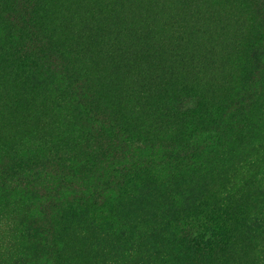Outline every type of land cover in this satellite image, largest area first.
Listing matches in <instances>:
<instances>
[{"label":"trees","instance_id":"1","mask_svg":"<svg viewBox=\"0 0 264 264\" xmlns=\"http://www.w3.org/2000/svg\"><path fill=\"white\" fill-rule=\"evenodd\" d=\"M49 1L61 3L54 17L47 8ZM179 1L163 0L158 12L152 0H0V35H14L6 39V51L0 39V54L7 64L20 58L24 65H33L29 69L39 80L51 72L41 65H51L55 71L54 65L63 73L62 82L45 84L55 88L53 96L40 103L46 120L0 141V224L13 251L11 264H36L48 256L56 264H73L63 232L68 225L97 237L92 246L100 264H143L145 256L134 245L135 238L126 236L119 253L102 261L107 252L101 240L109 235L104 229L111 223L108 217L102 220L96 216L103 205L98 190L113 189L112 210H118L126 200L125 192H134L133 180L154 183L152 170L158 165L156 159H162L159 162L167 172L164 189L173 194L176 187L186 186L189 178H206L202 170L209 166L204 160L214 144L225 140L251 145L243 158H228L220 164L224 169L211 172L219 185L196 200L191 213L179 217V236L191 238L192 224L205 227V234L193 235L197 238L193 243L196 250L209 249L212 257L191 264H264V123L260 120L264 118L258 114L264 100V0H199L187 15L180 10L168 12ZM217 7L218 12L211 14ZM242 13L249 17L242 27L246 42L232 46L238 53L228 61L227 80L216 85L194 79L201 78L199 65H210L207 54L212 45L201 49L199 43L194 44V52L198 51L203 61L189 62L185 50L192 40H187L189 35L203 29L209 35L229 20L237 30ZM207 15L211 17L202 29L199 19H207ZM78 35L84 44L75 42ZM82 49L88 54L83 65ZM243 68L242 82L233 81V75ZM192 69L195 74L190 78ZM137 78L140 80H129ZM138 81L140 102L131 103L130 113L123 112L128 104H102V98L113 101L131 92L129 86ZM240 86L243 91L234 93ZM28 98L23 95L11 100L15 121L23 119L20 109ZM143 114L152 115L151 123L158 128L133 120L134 115ZM30 123L33 121L26 125ZM7 127L9 133L15 131L12 125ZM141 145L151 152L136 159ZM126 150L133 154H125ZM50 166L64 186V201L41 197L35 212L8 195L12 189L34 195L36 172ZM77 171L94 173L103 183L88 191L76 182ZM22 205L25 210L16 208ZM141 221L135 212L127 218L130 224ZM39 223L54 228L51 238L39 235ZM231 232L236 242L251 244L248 257L228 256L225 237Z\"/></svg>","mask_w":264,"mask_h":264},{"label":"rangeland","instance_id":"2","mask_svg":"<svg viewBox=\"0 0 264 264\" xmlns=\"http://www.w3.org/2000/svg\"><path fill=\"white\" fill-rule=\"evenodd\" d=\"M155 10L159 12V4L163 2V0H152ZM199 3V0H189V1H179L173 8H168V12H174L180 10L181 12H185V15L189 14L194 6ZM61 3L51 2L49 1L47 4V8L54 14L59 13V6ZM44 7V5H43ZM164 11L160 10V13ZM218 12V7L211 10V14ZM88 16V13L87 15ZM183 16V15H182ZM77 17V15H76ZM80 17V16H79ZM211 15H207L203 19L201 17L199 20L203 25L202 29L206 26L208 19ZM137 17H134V21ZM76 19V18H75ZM249 22V17L242 13L239 15V22L236 24L237 30L235 29V22L233 20H229L228 22H224L218 26L222 25L217 31H211L207 35L203 29L196 30L194 33H191L187 40L192 37V40L188 42L185 46L187 58H189V62L191 60H195L196 62L203 61L202 57L199 58L197 52H194L193 45L199 43L201 45V49H206L212 45V49L210 54H207L210 58V65H199L200 69L198 74L201 78H194L197 80H201L204 82L212 81L215 82L216 85L221 83L228 78V61L230 57L235 53H238L236 49H232V46L239 42L241 44L246 42V35L242 31V27L246 26ZM140 25V23L138 22ZM114 27V25H111ZM142 27L146 29L145 25L142 24ZM115 28V27H114ZM231 33L227 34L230 32ZM91 30H87V33H90ZM14 35L9 37H13ZM79 36V35H78ZM5 35H0V39L4 40V51L8 48V44L6 43V39L9 38ZM75 42L77 44H84L82 39L79 37H75ZM76 44V46H77ZM175 44H170L172 46ZM237 48V47H236ZM106 48H102V52H107ZM164 51V50H163ZM209 53L208 51H206ZM83 61H87L88 54L85 49H82ZM1 56V54H0ZM0 58V141H2L3 137L8 135V138L13 137L15 134L19 135L20 133H24L29 131L34 127V124H37L40 119L46 120V114L40 112L41 101L43 98H47L48 96H53L55 88L54 86H48L45 84H49L50 81L55 85L59 82H62L63 73L58 71V69L54 68L55 71H52L51 65H41L44 70L51 71L47 77L39 80L40 77L34 74L32 68L33 65H24L21 62V59L18 58L14 62L7 64L4 56ZM191 59V60H190ZM29 61V59H27ZM62 60L60 61L61 65ZM72 65V64H71ZM69 65V66H71ZM35 65L34 67H36ZM66 66V65H65ZM198 66V65H197ZM264 67V66H263ZM74 69V67H73ZM179 69V68H174ZM72 70V68H71ZM245 68L242 71H239L233 75V81H237L240 83L241 79L244 77ZM180 71V69L178 70ZM33 72V73H32ZM195 74L194 69H192L190 73L191 75ZM120 82H122V78L119 76ZM110 80H114V77H109ZM129 80H140L137 79H129ZM109 82V80H107ZM147 82H150L146 80ZM154 82V81H153ZM242 82V81H241ZM136 85L129 86L132 88V93L129 91L124 96L117 98L116 100H105L102 104L107 106H118V104L125 105L128 104L124 108V113L131 112V103L133 101H139L137 92L140 90L137 86L141 84L140 81L135 83ZM41 86V89H39ZM53 87V88H50ZM255 88H258L257 86ZM242 87L234 88V93L240 92ZM23 95H29V100H25L26 103H23L24 106L21 107V114L24 116L23 119L18 122L15 121L11 114L15 112L12 110L9 105L12 102L11 100H15L16 97H21ZM8 101H10L8 103ZM258 114L264 118V100L259 104ZM145 109V108H144ZM145 111V110H144ZM144 113V112H142ZM133 120H138L147 125L150 128H155L157 124L151 123L154 118L152 115L148 116L147 114H143L142 117L140 115H134ZM261 123H264V119H261ZM33 121V123H29ZM10 124L14 127V132L9 133L6 128L7 125ZM21 125V127H19ZM26 125V126H25ZM254 136V135H253ZM252 136V137H253ZM257 139H253L252 142ZM251 144L245 143L238 144L232 140H225L219 143L214 144L213 151L208 158L204 161L209 166V170H202L205 179L200 177L189 178L186 186H180L175 188V192L173 194H169L164 189V182L167 178V172L163 170L162 165L159 161H163L162 159H156L155 164L158 162V165L152 170L153 176L152 181L154 182L151 185L150 180L147 182H142L141 179L133 180V193L125 192L126 200L120 205L118 210H112V204L114 200V191L109 186L106 188H100V184H102V180H100L94 173H82L81 171H77L76 182L81 184L85 189L89 191V189L100 188L98 190L101 193V197L103 199L101 205L96 212V216L100 219H104V217H108L111 223V227L106 230L104 229L106 235L109 232V235L101 240V245L103 249L107 252L105 254V258L102 261H107L108 257H114L118 254V250L120 249L121 244L123 243L122 239L124 237H134L137 249L144 253L143 264H191L193 261L203 262L211 259L212 252L205 248L196 250L194 246L193 235H198L200 233L205 234V227H197L196 224H192V234L191 238L185 239L179 236V231L181 228V220L180 216L187 215L194 210V204L196 200L204 198L205 195H208L211 192L216 191L219 182L214 177H211V172L216 169H224L220 167V164L225 163L228 158H243V156L247 153V149ZM141 151L138 153L136 150V159L140 158V155L143 157L151 152L149 148L141 145ZM201 151V147L198 148V153ZM133 154L131 150L129 152L126 150L125 154ZM229 156V157H228ZM192 161V160H191ZM191 161H187L190 163ZM190 175V174H189ZM35 186L37 187L36 193L31 195L30 193L24 194L20 189H16L8 193L11 198L20 199L22 204L25 207H31L32 211L38 212L40 205L41 197H59L61 200L65 196L64 186L62 185L59 178L55 176L54 167L50 166L45 170H41L40 172H36L35 177ZM24 206L16 207L19 210H25ZM18 210V211H19ZM23 213L26 211H22ZM34 212V213H35ZM139 213L141 216L140 223H128L127 218L133 213ZM3 223L0 224V264H11V257L13 251L10 248V241L6 237L5 227L2 226ZM6 224V223H5ZM39 235L41 237L50 238L53 236L54 228L47 229L44 223L38 224ZM49 232V233H48ZM63 232L68 238L70 251L72 253L71 260L73 264H100L101 260L96 256V249L93 247L92 243L97 242V237L91 234H83L81 229L77 226L68 225L63 228ZM233 236H232V235ZM225 237V250L228 252L229 257H248L251 252L250 243H242L236 242L235 236L233 232ZM119 239H121V243H119ZM96 245V244H94ZM122 247V246H121ZM242 251V252H239ZM51 256L42 257L36 264H56V261H50ZM59 257V256H58ZM233 258V257H232ZM59 259V258H57ZM111 264H119V263H111ZM227 264H235L233 261H230Z\"/></svg>","mask_w":264,"mask_h":264}]
</instances>
